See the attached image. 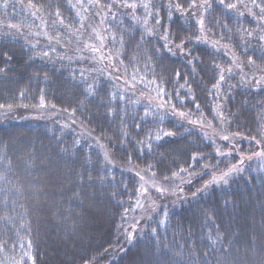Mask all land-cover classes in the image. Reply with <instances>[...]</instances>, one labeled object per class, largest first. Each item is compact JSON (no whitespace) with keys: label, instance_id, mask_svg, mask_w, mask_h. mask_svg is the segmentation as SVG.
Here are the masks:
<instances>
[{"label":"trees","instance_id":"1","mask_svg":"<svg viewBox=\"0 0 264 264\" xmlns=\"http://www.w3.org/2000/svg\"><path fill=\"white\" fill-rule=\"evenodd\" d=\"M0 264H264V0H0Z\"/></svg>","mask_w":264,"mask_h":264},{"label":"snow or ice","instance_id":"2","mask_svg":"<svg viewBox=\"0 0 264 264\" xmlns=\"http://www.w3.org/2000/svg\"><path fill=\"white\" fill-rule=\"evenodd\" d=\"M221 2H223V0H221ZM130 7H134V5H129ZM228 7H232V5H228ZM9 27H16L15 25H9ZM96 51H99V49H95ZM221 79H223V77H221ZM181 115H184L183 113H181ZM224 139H227V137H224ZM224 176H227V173H225L223 176H221L219 179H224Z\"/></svg>","mask_w":264,"mask_h":264},{"label":"rangeland","instance_id":"3","mask_svg":"<svg viewBox=\"0 0 264 264\" xmlns=\"http://www.w3.org/2000/svg\"><path fill=\"white\" fill-rule=\"evenodd\" d=\"M98 222V221H97ZM97 222L96 223H94V224H97ZM91 225V224H90Z\"/></svg>","mask_w":264,"mask_h":264}]
</instances>
